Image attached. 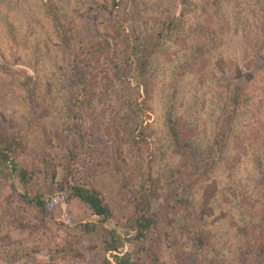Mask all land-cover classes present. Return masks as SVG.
<instances>
[{
  "label": "rangeland",
  "instance_id": "obj_1",
  "mask_svg": "<svg viewBox=\"0 0 264 264\" xmlns=\"http://www.w3.org/2000/svg\"><path fill=\"white\" fill-rule=\"evenodd\" d=\"M115 1L0 0V128L22 139L25 190L46 201L38 213L20 200L17 178L0 176V264H101L102 230L81 231L97 217L68 190L85 173L112 210L103 227L118 233L120 251L152 264L126 227L147 159L151 226L142 245L154 246L153 264L256 262L264 256V0ZM100 40L109 55L82 96L71 60ZM135 102L146 113L143 159L131 143ZM231 110L216 142L217 120Z\"/></svg>",
  "mask_w": 264,
  "mask_h": 264
},
{
  "label": "trees",
  "instance_id": "obj_2",
  "mask_svg": "<svg viewBox=\"0 0 264 264\" xmlns=\"http://www.w3.org/2000/svg\"><path fill=\"white\" fill-rule=\"evenodd\" d=\"M116 1L113 0L112 5H117ZM103 41V40H102ZM135 47V45L133 46ZM127 54V53H126ZM109 55L108 43L106 41H98L94 44L89 45V47L80 50V53L76 55L74 59L71 60V70L76 78V84L78 86V91L84 95V92L90 91L97 84V67L100 60ZM249 66V65H247ZM227 105V104H226ZM131 113L134 119V130L136 133L132 138V146L136 151L137 155L143 159L144 147L147 148V135L143 129L142 123L144 117L146 116L145 111L141 107L140 102H135L132 105ZM229 107V105H227ZM235 112L231 110L226 112L224 116H220L217 120V131L215 133V141H222L229 130L233 116ZM45 133V131H44ZM46 135V133H45ZM78 146L83 145V136L78 133ZM24 150V143L20 137L13 131H8L0 128V176H9L10 178H17L20 185L23 188V192L18 193L20 200L34 207L38 213H45L46 201H44L37 194H30L25 189L30 181V175L25 168L18 164L17 158ZM70 157L73 158V155ZM147 170L141 172V182L137 186L136 194L140 197V207L133 214V216L127 219L128 229L133 230L134 235L131 238L134 244H138L142 247L145 252V256L148 257L150 263L154 257V246L151 245L150 241L148 244L142 245L144 240H146L147 232L151 226V217L149 215L151 207V192L146 188L145 184L151 182V172L149 160L147 159ZM72 162H68L66 165V171H70ZM142 167V166H141ZM82 173H85L82 170ZM86 175V173H85ZM85 175L75 176L73 181L68 184V190L71 196L78 199L80 202L86 204L92 214L97 217V222L84 223L81 226V231L83 234H90L96 228L102 230V240L101 249L104 253L101 264H134L133 257L129 251H120L122 246V239L114 229H106L103 227L105 221L110 219L113 215L112 210L108 203L105 201L94 187L89 185ZM10 188L13 192H16L14 184L9 183ZM169 203L167 201V196L162 204L167 208ZM108 253L110 258H107L105 254ZM244 264H264V256H261L256 262L254 260H248L244 258ZM160 264V263H156Z\"/></svg>",
  "mask_w": 264,
  "mask_h": 264
}]
</instances>
